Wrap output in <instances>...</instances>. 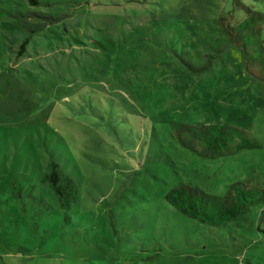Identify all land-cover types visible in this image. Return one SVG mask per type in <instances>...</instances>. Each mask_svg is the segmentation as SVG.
<instances>
[{
    "label": "rangeland",
    "instance_id": "1",
    "mask_svg": "<svg viewBox=\"0 0 264 264\" xmlns=\"http://www.w3.org/2000/svg\"><path fill=\"white\" fill-rule=\"evenodd\" d=\"M235 1L0 0V264H264V199L219 227L166 199L264 191V77L220 22L245 18ZM185 125L260 146L206 158ZM52 160L77 184L69 209Z\"/></svg>",
    "mask_w": 264,
    "mask_h": 264
},
{
    "label": "trees",
    "instance_id": "2",
    "mask_svg": "<svg viewBox=\"0 0 264 264\" xmlns=\"http://www.w3.org/2000/svg\"><path fill=\"white\" fill-rule=\"evenodd\" d=\"M234 11L243 13L245 18L233 24L234 16L230 13L221 18V25L231 44L240 49L246 65L257 68L264 77V14L241 0L235 1ZM181 141L197 154L212 159L260 146L257 139L251 138L245 130L224 125H185L181 131ZM43 182L53 189L62 208L69 209L77 202L79 191L76 182L55 161L48 164ZM166 199L183 214L219 227L238 219L249 207L261 202L264 191L239 182L233 184L229 193L222 197L188 184L170 190Z\"/></svg>",
    "mask_w": 264,
    "mask_h": 264
}]
</instances>
